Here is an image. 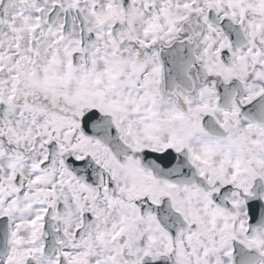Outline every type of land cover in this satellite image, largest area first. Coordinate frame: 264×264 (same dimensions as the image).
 Here are the masks:
<instances>
[{"label": "snow or ice", "instance_id": "6c2138e0", "mask_svg": "<svg viewBox=\"0 0 264 264\" xmlns=\"http://www.w3.org/2000/svg\"><path fill=\"white\" fill-rule=\"evenodd\" d=\"M0 264H264V0H0Z\"/></svg>", "mask_w": 264, "mask_h": 264}]
</instances>
